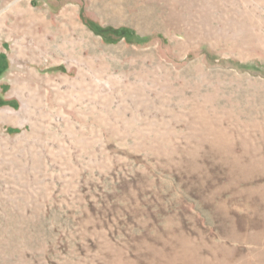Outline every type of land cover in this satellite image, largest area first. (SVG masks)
Masks as SVG:
<instances>
[{
    "label": "rangeland",
    "instance_id": "obj_1",
    "mask_svg": "<svg viewBox=\"0 0 264 264\" xmlns=\"http://www.w3.org/2000/svg\"><path fill=\"white\" fill-rule=\"evenodd\" d=\"M0 99V264H264V0H0Z\"/></svg>",
    "mask_w": 264,
    "mask_h": 264
},
{
    "label": "trees",
    "instance_id": "obj_2",
    "mask_svg": "<svg viewBox=\"0 0 264 264\" xmlns=\"http://www.w3.org/2000/svg\"><path fill=\"white\" fill-rule=\"evenodd\" d=\"M99 32H101L102 34L114 33L117 36H121V37L122 36L131 37L133 35V33L131 31H129L128 29H126V28L116 29V28H112V27H103V28L99 29ZM2 103L3 102L0 99V105H2Z\"/></svg>",
    "mask_w": 264,
    "mask_h": 264
}]
</instances>
